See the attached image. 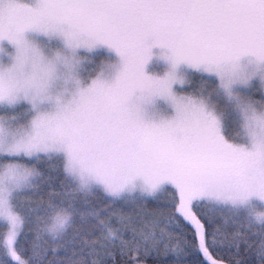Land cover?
Instances as JSON below:
<instances>
[{"label": "snow or ice", "instance_id": "obj_1", "mask_svg": "<svg viewBox=\"0 0 264 264\" xmlns=\"http://www.w3.org/2000/svg\"><path fill=\"white\" fill-rule=\"evenodd\" d=\"M0 264H264V0H0Z\"/></svg>", "mask_w": 264, "mask_h": 264}, {"label": "rangeland", "instance_id": "obj_2", "mask_svg": "<svg viewBox=\"0 0 264 264\" xmlns=\"http://www.w3.org/2000/svg\"><path fill=\"white\" fill-rule=\"evenodd\" d=\"M163 64L162 63H157L155 60L152 62V64L149 65L148 70L152 71L153 68H155L157 71H162L163 70ZM193 88L196 87L195 84L192 85Z\"/></svg>", "mask_w": 264, "mask_h": 264}]
</instances>
